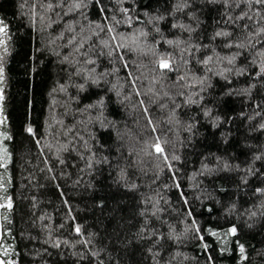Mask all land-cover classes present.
Wrapping results in <instances>:
<instances>
[{
  "label": "trees",
  "instance_id": "16d2710c",
  "mask_svg": "<svg viewBox=\"0 0 264 264\" xmlns=\"http://www.w3.org/2000/svg\"><path fill=\"white\" fill-rule=\"evenodd\" d=\"M0 21V260L264 264V3L0 0Z\"/></svg>",
  "mask_w": 264,
  "mask_h": 264
},
{
  "label": "snow or ice",
  "instance_id": "6c2138e0",
  "mask_svg": "<svg viewBox=\"0 0 264 264\" xmlns=\"http://www.w3.org/2000/svg\"><path fill=\"white\" fill-rule=\"evenodd\" d=\"M256 2H257V3H264V0H256ZM0 34H2L3 36H6V35H7V26L3 24V21H0ZM169 43H172V42L169 41ZM3 44H4V40H3L2 38H0V45H3ZM231 62H232V61L230 60L229 63H231ZM205 63H207V61H205ZM159 67H160L162 70H164V69H168V70H170V64H169V62H167V61H165V60H161V61L159 62ZM262 70H264V69H262ZM2 78H3V68L0 67V79H2ZM2 100H3V95L0 94V101H2ZM3 123H6V121H4L2 118H0V124H3ZM28 132H29V134H31V133H32V129L29 128V129H28ZM3 139H4V140H7V139H10V137H8V136H3ZM2 151H3L4 155L7 154V149H6V148L3 149ZM156 151H157L158 153H162L163 150L159 147V145H157V147H156ZM11 206H12V205H11L10 202H9L7 205H0V207H8V208H11ZM230 231H231L232 235H235V234H236V229H235V228H232ZM76 232L79 233V232H80V229L77 228V229H76ZM212 235L215 236L216 233L213 232ZM239 250H240V253H241L242 257H243V253H244V247H243V245L240 246V249H239ZM2 255H3V256H7V255H8V250L5 249L4 252L2 253ZM0 264H8V262L5 261V260H0Z\"/></svg>",
  "mask_w": 264,
  "mask_h": 264
},
{
  "label": "water",
  "instance_id": "95a60500",
  "mask_svg": "<svg viewBox=\"0 0 264 264\" xmlns=\"http://www.w3.org/2000/svg\"><path fill=\"white\" fill-rule=\"evenodd\" d=\"M0 234H1V225H0Z\"/></svg>",
  "mask_w": 264,
  "mask_h": 264
},
{
  "label": "rangeland",
  "instance_id": "374dc122",
  "mask_svg": "<svg viewBox=\"0 0 264 264\" xmlns=\"http://www.w3.org/2000/svg\"><path fill=\"white\" fill-rule=\"evenodd\" d=\"M0 94H1V92H0Z\"/></svg>",
  "mask_w": 264,
  "mask_h": 264
}]
</instances>
